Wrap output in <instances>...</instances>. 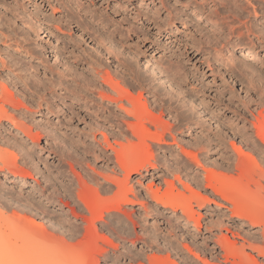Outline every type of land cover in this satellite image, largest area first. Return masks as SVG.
Listing matches in <instances>:
<instances>
[{"label": "rangeland", "instance_id": "obj_1", "mask_svg": "<svg viewBox=\"0 0 264 264\" xmlns=\"http://www.w3.org/2000/svg\"><path fill=\"white\" fill-rule=\"evenodd\" d=\"M7 1L11 2V0ZM83 1L87 3L88 0ZM95 2L99 17H96L95 20L87 16L86 19L92 27L94 35L100 37V42L83 34L74 23L62 27L63 31L56 32L54 35L48 34L46 30L44 32L43 30L37 31L29 36L30 41L27 42L39 52V57L34 60V63L41 68L37 71L22 70L23 74L19 72L24 75L25 80L29 77V73L33 72L37 78L40 77L47 83L52 80L56 81L60 74H67V79L73 75L77 80L70 84H72L71 87L73 86L72 91L76 94L62 96L60 94L62 91L57 85L53 88V90L55 89L54 95H50L48 92L45 94L43 90L39 89L40 94L43 91L47 98L51 97L49 99H51L52 106L50 111H47L45 104L37 107L39 94L30 97L29 93L23 90L26 88L22 86V82L11 83L12 85L9 86L17 97L16 99L31 104L33 111L37 112L32 114L33 118L39 121L44 130V133L40 131L41 136L38 144L23 137L26 141L19 145V148L13 149V147L8 148L0 145V154L10 161L15 159L17 164L15 168L19 169V173L15 176H11L5 170L4 172L0 171V211L7 215L12 213L16 205H19L20 209L18 210V206L15 212L27 217V230L19 245L28 240L42 242L43 239H50L49 247L54 248L70 239L69 245L70 243L76 245L78 242L80 245L78 244L74 251L69 252L66 257L68 260L58 264H80L72 257L80 252V246L82 249L87 247L89 233L87 231H89L90 225L82 216L88 215L84 205L80 202L79 206L73 204L72 199L76 201L79 184L83 181L86 183L88 181L87 184H92L91 187L94 185V189H97L101 196L111 195L110 191H106L108 186L114 188L112 184L104 182L97 175H94L97 177L96 179L91 177L92 169L103 171L101 169L106 168L107 165L115 167L114 162L108 163L101 154L98 142L102 141L100 140L103 138L100 134L102 131H105L104 133L107 131L108 135L110 134L108 131L116 132L115 121L112 122L110 118L106 119L103 115L97 116L93 113L92 98L95 99V94L89 91L84 92L86 84L92 78V65L99 66L100 69L108 70L111 73L114 72L116 76L113 75V78L116 77L115 80L120 81L135 95H138V91L142 93L141 102L146 101L145 104L151 111L149 112L151 115L146 117L149 118V121L144 119V125L152 130L151 132L155 133L157 129L161 131L163 136L165 135V141L168 142L158 146L147 139L151 145L154 156L152 163L155 166L154 164H152L153 166L148 165L147 170L130 174L129 182H127L131 186V190L127 192V195L136 201L129 204L120 202L122 210L118 212L111 210L103 220L95 221L98 232L96 233L98 235H95V242H99L98 244L107 250L104 255L98 251L99 254L94 252V258H96V260L92 259L95 260L94 264H195L193 261H186V257L189 256L186 251L179 250L182 249L183 243L188 245L194 243L196 247L194 251H198L200 257L205 259L208 256L201 251L206 252L207 248L216 247L214 239L217 237L231 240L240 245L241 237L253 233L252 231L256 227L250 228L249 224H244L241 219L231 213L230 208L233 206L229 202L213 193L209 187L204 188V175L205 170L215 172L214 180L211 181L213 185H218L220 179L226 177L228 181L236 180L239 176L236 162L240 157L237 152L233 151L232 142H237L236 144L242 152L247 153L245 155L247 160H243L242 155L241 158L243 162L245 161L243 164L247 162L246 167H249V169L246 168L247 175L253 178L246 177V181L249 179L245 184V186L248 185L246 191L249 194L243 193L242 195L245 196L241 197L245 200V197L248 198L252 195V198L260 196L264 199V177L260 176L262 171L264 173V147L260 143L259 145L255 144L254 140H258L254 138L251 125V121L261 120L262 114H264V49L257 48L256 53L251 55L243 49H234L230 54L227 52L226 46L220 50V44H217L218 40L214 37L222 31L218 22L222 23L221 20L224 19L223 22L228 21L231 25L241 26L235 16L226 11V7L221 8L222 11L218 12V16L216 14L215 17L209 14L206 16L207 13L204 11H198L197 8L200 5L196 4L199 3V0H110L109 6L100 0H95ZM246 5L248 7V4ZM207 6L210 9L214 8L212 2L205 5V9L208 8ZM28 7L32 8V6ZM136 8L148 11L149 15H153V18L150 20L141 18L139 15L136 16L138 14L135 12ZM44 9L47 13L49 12L46 5ZM247 9L251 10V6ZM250 16L253 18L254 15L250 12ZM5 18L11 25L9 28L4 25L0 30L5 35L10 34L11 31L12 37L15 27L19 33L16 35H20L19 27L22 26L20 19L10 12L6 13ZM242 19L245 21L247 17ZM258 22V29L264 27V18ZM50 25L47 22L42 27ZM212 33L214 35H211ZM67 34H71V36ZM22 36L21 34L20 39L17 38L21 40ZM249 37L256 40L253 36ZM230 38L231 41L235 39V37ZM8 41L4 44L6 45L4 50H2V42H0V55L2 57L6 55L7 61L11 60L12 63L18 61L17 56L27 60V55L23 53L22 47L18 49L13 46L14 43H11L13 41ZM8 43L10 46H7ZM214 44H217L218 47H215ZM111 47L114 49L113 51L118 52L117 56L121 49L122 57L128 62L130 61L129 69L121 68L119 70V63L114 59ZM6 52L11 53L12 57ZM40 57L42 61L44 60L43 63L39 60ZM227 57H232L234 61L229 63ZM75 60L77 62L73 63ZM157 62L169 65L171 69L159 71L155 67ZM44 63L52 67L45 73L42 68ZM232 63L240 67L237 68L241 69L245 77L243 75L236 77L229 72ZM1 77L5 80L9 78L6 71H1ZM137 77L144 78L143 82H138ZM80 89L81 91H79ZM155 90L158 91L157 94H154ZM69 92L71 93V91ZM87 101L92 103L88 102V105ZM168 103L169 105H167ZM152 112L156 118L157 115L161 117H158L160 121L161 119L163 121H161V125L165 128L168 126L169 132L158 127L159 124H156L157 119L153 118ZM176 115L179 117L177 116V118ZM180 116L184 118L181 119ZM133 119L127 118L129 121ZM30 120L32 119L30 118ZM4 123L8 126L6 121ZM109 138L112 139V137ZM182 149L188 151L190 149L189 152L194 154L192 158L196 157L199 160L196 161L199 162V165L192 164L194 160H191V156L184 157L181 154ZM115 170L121 185L125 172L121 166L115 167ZM104 171L106 170L104 169ZM81 180L83 181L80 182ZM258 180L260 182L257 185ZM196 181L199 182V185L196 184ZM246 181L243 179V184ZM259 183L263 188L259 186ZM170 185H174L171 187L172 189L169 188ZM149 187L160 196H163L165 191L169 193L172 190L174 192H170L172 196L175 194L177 196V193L188 195L194 191L198 192L201 198H208L206 202L205 198H202L204 202H201V205L193 204L192 206L195 217L199 219V226L194 229L189 223L187 227L191 229L185 228L183 222L176 220L171 211L150 197ZM263 199L260 198L261 201ZM261 204L256 202L255 212L257 211L256 213L264 217V204ZM8 206L13 207L12 210L7 209ZM4 234L7 235V231L4 230ZM135 234L137 235L135 236ZM253 234L260 237L259 233ZM85 238L86 240H84ZM13 246L14 248L10 252L13 255L15 252L16 258L11 264H18L21 262V260L19 261L20 247ZM14 249L18 250L14 251ZM247 251L250 250L247 249ZM217 252L223 253L219 248H217ZM4 253L8 252L1 248L0 258ZM249 253L255 254L252 251ZM157 258L160 259L158 262ZM223 258L220 256V259L224 260ZM259 260L263 261V258L259 257ZM199 264L201 263L199 262Z\"/></svg>", "mask_w": 264, "mask_h": 264}, {"label": "bare ground", "instance_id": "obj_2", "mask_svg": "<svg viewBox=\"0 0 264 264\" xmlns=\"http://www.w3.org/2000/svg\"><path fill=\"white\" fill-rule=\"evenodd\" d=\"M97 1H99V0H97ZM101 1H102V3H105L106 6L110 5V0H100V2ZM210 2L213 3L214 8L212 7L213 9H210V7L207 6L208 8L206 7L207 9H205V5H208ZM95 4H96L95 0H88L87 3L83 0H11V2H9L7 0H0V28L4 27V25H7L9 28V26L11 25L9 23V20L5 18L6 13L10 12L13 15L15 14V16L17 18H19L20 21L22 22V26L19 27V30L21 29L20 33L23 35L21 37V40H19L20 39L19 37L21 34L18 35L19 34L17 32L18 29L15 27H14L15 30L13 29V32H15V33L14 34L12 33L13 34L12 37L10 35L11 31H10V34L7 33V35H5L0 30V42H2V48H3L2 50H4L6 48L5 47L6 45H4V44L7 42V40H9V41H13L11 43H14L15 45L13 44V46H16V48L19 49V47H22L23 53H25L27 55V60L16 55L18 57V61L15 63H14V61L12 63L11 60H10L11 63H10V61H7L6 55L4 56L6 58V60L4 57H2V55H0V145H4L8 148L13 147V149L19 148V145L24 144L26 141L23 137H25L26 139L28 138L33 143H37L40 136H41V132L44 133L43 127H41L39 121H36V119L33 118L32 114L37 113V112L33 111L34 109L29 102L27 103L26 101L24 102V101H20V99L19 100L16 99L17 97L14 95V92L9 87L11 83L17 84L18 81L22 82L23 83L22 86H24L26 88L23 90H26L27 93H29L30 97L37 96L39 94L38 95L39 101H37V107L39 108L42 104H45V106H46L45 109L47 111H50L52 103L50 101L51 99H49L51 97L47 98L45 94H47V92H48L50 95L51 94L54 95L55 89L53 90V88L56 85L62 91L60 93L62 96H67L69 94L75 93L74 91H72V87H73V86L71 87L72 84H70L71 82H75L77 80V78L75 79V77L73 75L67 79V74L66 75L60 74L58 76L59 79L57 78L56 81L52 80L48 83L42 81L40 79V77L37 78V76L33 72L31 74L29 73V75H28L29 77L26 78V80L23 78L24 75H22L23 74L22 70L28 71V70L32 69L33 71H37L41 68L40 66H38L37 64L34 63V60L39 57V52L34 47L30 46L29 42H27V41H30L29 36H31V34L36 33L37 31H40V30H43V32L46 30V32L48 34L54 35V34H56V32L63 31L62 27L70 26L74 23L76 28L78 30H80L81 32H83V34L88 35V37H90L91 39H94V40L97 39V41H99L100 37H97L94 35L95 34L94 31L91 29L92 27H90V24L87 22V19H86L87 16H89L90 18H93V19H95L96 17H99V15H98L99 12H98V9L95 8ZM246 4H248V7L251 6V10L248 11V9H247L248 7ZM45 5L49 8L48 13L44 9ZM196 5L197 6L200 5V7L198 6V8L196 6L195 7L197 9H199L198 11H200V12L204 11L205 13H207L206 16H208V14L213 15V16H215L217 14V16H218V12L220 13L222 11L221 8L226 7L227 10L226 9L225 10L227 12H231L235 16V18L239 22V24L241 25V26L231 25L230 22H228V21L223 22L224 19L221 20L222 23L218 22V26L219 25L221 26L222 31L220 32V34L216 33L217 35L215 34L216 36H214V37H215V39L218 40V42L216 40L217 44L218 43L220 44L219 45L220 50L225 48V46H226L227 52H229L230 54L233 53L234 49L235 50H237V49L242 50L243 49V50H246L249 53V55H251L252 53H254V54L256 53L257 48H263L264 49V45H262V43H264V27H260V29L257 28L258 23H259L258 20H260L261 18H264V0H242V1L241 0H199V3H197ZM28 6H32V8L30 9V7H28ZM135 12L138 13L136 16L139 15L141 18L142 17L144 19L153 18V15L148 14V11H143L142 9L138 8L137 11H135ZM250 12L252 15H254L253 18L251 16L249 17ZM243 14H245V16H243ZM8 15H9V13H8ZM213 16H211V17H213ZM245 17H247V19L245 21H244V19H242L243 20L242 21L241 18H245ZM221 19H222V17H221ZM219 20H220V18H219ZM47 22H49L51 25L49 27H42V25H44ZM128 31H130V30H128ZM16 33H18V34L16 35ZM67 35L71 36V34H67ZM211 35H214V34L212 33ZM249 36H253L254 38H256V40H254L253 38H250ZM214 37H213V40H214ZM230 37H235L234 41H231ZM102 42H103V40L101 41V43ZM217 44H214L215 47H218V46H216ZM7 46H10V44L8 43ZM106 48H108V47H106ZM111 50L113 51L114 49H112V47H111ZM220 50H219V52H220ZM115 51H113L114 52L113 57L117 61V63H119V70L121 68L122 69L123 68L129 69V67L131 66V64L129 63L130 61L128 62L127 60L124 59V57H122L123 53L121 52V49L119 50V56H117L118 52L117 51L115 52ZM61 52H62V50H61ZM216 53H217V50H216ZM7 54H10V57H12L11 53H7ZM227 58H229V57H227ZM68 59H69V57H68ZM39 60H41V57L39 58ZM43 61L41 60V63H43ZM228 61H229V63H231L234 60L231 57L228 59ZM76 62H77V60H75L73 63H76ZM155 65H153V66L158 68L159 71L160 70L167 71V70L171 69L169 65H164L163 63L157 62ZM92 66H93L91 68L92 78L86 84L87 86H86L84 92L86 93L89 91L90 93L95 94V97H94L95 99L92 98L93 103L87 101L86 104H88V102H89V104L92 103V106L94 109L93 113H95L97 116L103 115L104 117H106V119L110 118V119H112V122L115 121L114 126L116 128L115 133L108 131V132H110L109 135L107 134V131H106V133H104L105 131L104 132L102 131L100 133L103 137L100 139L102 141L98 142V144L100 146L101 154L105 157V159L108 161V163L114 162V166L118 167V168H119V166H121V169L124 170L125 174L123 176L124 177L123 181L122 182L120 181L121 182V185H120L119 177L116 175L115 167H113V166L109 167L107 165L106 168L103 167L106 171H104V169H101L103 171H100L99 169L98 170L92 169L93 175L91 177L93 179H96L97 177H95L94 175H97L98 177H101L104 180V182L110 183L114 186V188H109V186L107 187L106 191L111 192V195L109 194L107 196L99 195L100 193L97 191V189L96 190L94 189L95 188L94 185H93V187H91L92 184H90V183H89L90 185L87 184L88 181H87V183L84 182L83 180L80 181V182L83 181V183L79 182L80 188L78 187L79 189L76 193V201L74 199H72V202H74L73 204H76L78 206H79V202L84 205V208L86 209L88 215H82V216L84 219H86V221H88L87 223H89V225H90V229H88L89 231L86 230L87 232H89L88 236H87L88 237L87 247L85 246L86 248L82 249L81 248L82 246H80L79 247L80 252L77 255H73V257H72V258H75L76 260H78L80 264H94L95 263L94 261L96 260V258H94L95 257L94 252H96V254L100 253L101 255L106 254L107 249L104 247H101L98 244L99 242L98 243L95 242L96 241L95 235H98V234H96L98 232H97V228L95 226V221L96 220H103L105 215L110 213L111 210H117V212L122 210L121 204L119 205L120 202H122V204L123 203L129 204L131 202L136 201L127 195V192H130V190H131V186L128 184V182H129L128 179H129V176L131 173H133V172L140 173L143 170L144 171L147 170L148 165L153 166L152 164H154V163H152L154 156H153V153L151 151V145L149 144L147 139H149L152 143L157 144L158 146L160 144L167 142V141H165V138H164L165 135L163 136V133L161 131H159L157 129V130H155L157 132H155V133L151 132L152 130H150L148 127H146L144 125L145 123H143V121H144V119H147L146 118L147 116L151 115V114H149V112H151V111H149L148 107L146 106V104H145L146 101L144 103L141 102L142 101L141 100L142 93L138 91V95H135L129 88L124 87L120 81L118 82L117 80H115L116 77L113 78L114 72L111 73L108 70H102V68L100 69L99 66H94V65H92ZM237 67H239V66H237L235 63L234 64L232 63V66L229 68V72H231L233 74V76H236V77L243 75L241 69H239L240 67L239 68H237ZM42 68L44 71L43 73L52 69V67H49L46 64L44 66H42ZM1 71L7 72L8 77H9L7 80L2 79ZM19 72H21L22 74ZM64 73H65V71H64ZM73 73H75V72H73ZM10 74L13 76L10 77L9 76ZM134 75H136V74L134 73ZM137 75H139V74H137ZM114 76H116V75H114ZM243 76H242V78H243ZM239 79H241V78H239ZM137 80H139L138 82L142 83L144 78L137 77ZM169 88H170V86H169ZM39 89L43 90L45 94H43V91L40 94ZM69 91H71V93ZM75 91H77V90H75ZM79 91H81V89ZM168 91H170V90H168ZM176 91H178V90H176ZM153 92H154V94L158 93V91H156V90ZM16 93H18V92H16ZM34 100H36V99H34ZM167 105H169V103ZM92 106L90 105V107H92ZM195 106H196V104H195ZM38 111H40V110H38ZM153 113L154 112H152V114ZM180 113L182 114V112H180ZM153 115H152L153 118L155 120L157 119L158 123L156 121V124L157 125L159 124L158 127L161 130L163 129V131H165V130L169 129L168 126H166V128H165L163 125H161L162 119L160 121V118H161L160 116L157 115V118H156L155 114H153ZM177 116L178 115H176V117ZM128 117L134 118L133 120H135V121L127 120ZM158 117H160V118H158ZM180 117H181V119L184 118L183 116H180ZM30 118L32 120H30ZM261 118H262L261 120H257L256 122L251 121V125H252L253 133L255 136L254 138H256L258 140V141L254 140L255 144L259 145V143H260L264 147V114H262ZM186 119H187V117H186ZM4 121H6L8 123V126L4 125L5 124ZM154 126H156V125L154 124ZM105 129L107 130V128H105ZM49 131H46V132L48 133ZM168 132H169V130H168ZM171 134H173V133L171 132ZM48 135L53 136L51 134H48ZM109 137H112V139H110ZM134 138L136 139L135 141H134ZM94 139H95V137H94ZM95 141L97 142V140H95ZM54 142H55V140H54ZM236 143L232 142V148H233V151L237 152L239 157H240V159L239 160L237 159V162H236V169L239 171V176L237 177V179L236 180L232 179L233 181H230V180L228 181V180H226V178H227L226 177V178L220 179V181H219L220 183L218 185H213V183H211V181L215 175L214 174L215 172L210 171V170H205V175H204L205 176L204 177L205 184L203 187L204 188L209 187V189H211V191L213 193L219 195L224 201L229 202L231 204V206H233L230 208L231 210L229 209L231 211V213L236 215L239 219H241L244 224H249L250 228L256 227V229L252 232L253 233H259L260 237L254 235L253 233L243 235L241 237L242 241H241L240 245H237L236 242H232L231 240L228 241V239L224 240L225 238L223 239L221 237H217L216 239H214L215 243L217 244L216 247L212 246L210 248H207L206 252L201 251V253L203 252L204 254H207L206 256H208V257L206 259L201 258L200 257L201 255H199L198 251H194L196 248L194 246V243H191V245L183 243L182 249H179V250H182V251L184 250L188 253V255L190 256V257L189 256L186 257V261H188V262L193 261V262H195V264H199V262L201 264H222L221 262H224V263L227 262L229 264H264V219H263L264 217H263V215L261 217L258 213H256L257 211L255 212V206H257L256 202L258 204L259 203L261 204V203H263L264 199H263V197L259 196L261 199H263L261 201L258 196L256 197L257 198L256 199L255 197L252 198L251 197L252 195H251L250 197L248 196V198L245 197V200H244L243 197L246 194H249L246 191V189L248 188L246 186H248V185L245 186V184L249 180L248 179L246 181V177L247 178L250 177L249 175H247V171H248L247 169H249V167H246L247 162H246V164H243L245 161L243 162L242 158H241V155H242L243 160H245V159L247 160V158L245 156L247 153L245 151L242 152V150L240 149V147ZM187 147H188V145H187ZM198 148H200V147H198ZM189 151H190V149H189ZM189 151L187 149L186 150L182 149L181 154H183L184 157H190L191 156V160L195 161V163H193L194 162L193 161L192 164L199 165L198 164L199 162H196L198 159H196V157H194V159H193L192 156H194V154L192 152L190 153ZM16 165L17 164H16L15 159L10 161L6 157H4L0 154V171L4 172V170H5L11 176H15L19 173L18 172L19 169L15 168ZM154 166H155V164H154ZM256 166H257V164H256ZM166 169H167V167H166ZM249 171H251V170H249ZM262 173H263V171H262ZM262 173L260 176L264 177V173L263 174ZM258 175H259V173H258ZM258 175H256V176H258ZM228 176L230 177V175H228ZM88 178H89V176H88ZM250 178L253 179L252 177H250ZM243 179H245V181H246L244 184H243ZM254 180H256V179H254ZM169 182H171V181L169 180ZM258 182H260V181L259 180L257 181V185H258ZM167 184L169 185L171 183H167ZM196 184L199 185V182H197ZM119 185H120V187H119ZM201 185H203V184H201ZM261 185L262 184L259 183V186H261ZM173 186L170 185L169 188H171ZM103 190L105 191V189H103ZM148 191L147 192L149 193L150 197H152V199L155 202L162 204L163 207H165L167 210L171 211L173 217L176 220L182 221L183 226L185 228H189V227H187V224H189V223H191V225L194 227V229L199 226V219L197 217H195V215H194L195 212H194L192 206H193V204L199 206V205H201V202H204V200H205V202H206V200L208 201V198L204 197L205 198L204 199L202 197L204 199L203 200L201 198V195L198 192L195 193L193 191V189H192V191L194 193L190 192L188 195H183L182 193H180L181 195H179L177 193V196H176V194L174 196L171 195V193H174V192H172V190L171 191L167 190V191H169V193L171 192L170 194L165 191V194H163V196L158 195L157 192L153 191L150 187H149ZM243 193L245 195H242ZM185 194H187V193H185ZM241 196H243V197H241ZM77 200H78V202H77ZM263 204H261V205H263ZM18 206L16 205V207H14L13 210L11 209L13 207H10V206L6 207L7 209L10 208L12 210V213L7 214V215H5L4 212L0 211V250H1V248H3L4 250H6L8 252V253H4L1 256L0 264H11V262L14 261V259L16 258L15 252H14V255L11 254L12 252H10V250L12 251L14 248L13 245H17V247H20L19 248L20 249L19 250V258H20L19 261L21 260V262H19L18 264H20V263L21 264H58L62 261H65L67 259L66 257L69 255V252L74 251V249L78 247V244L80 245L79 242H78V244H76L77 246L73 245L71 243L69 245L68 241L70 239L67 242L64 241V243H61L60 245H57L54 248L49 247L50 242H51L50 239H43L42 242H34L32 240H28V241H24L25 243H22L21 245H19V242L22 241L23 235L27 230V224H26V218L27 217L24 214H19V213L15 212V209H17ZM19 209H20V206H19L18 210ZM176 225H177V222H176ZM177 227H178V225H177ZM190 229L191 228H189V230ZM4 230H5V232L7 231V235L4 234ZM83 233H85V232H83ZM136 235L137 234H135V236ZM11 238H13V240H11ZM86 238L84 240H86ZM192 245H193V247H191ZM8 248H9V250H8ZM217 248L222 250L223 253H218ZM247 249H249L252 252H255V254L253 255L252 253H249L250 251H247ZM15 250H18V249H14V251ZM97 251L99 253H97ZM219 255L221 257H224L223 258L224 260L220 259ZM203 257H205V256H203ZM259 257H262L263 261L259 260ZM93 258L95 260H92ZM158 260H160V259L157 258V262H158Z\"/></svg>", "mask_w": 264, "mask_h": 264}]
</instances>
